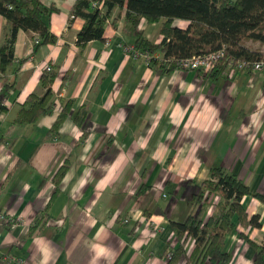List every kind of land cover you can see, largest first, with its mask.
I'll use <instances>...</instances> for the list:
<instances>
[{"label": "crops", "instance_id": "1", "mask_svg": "<svg viewBox=\"0 0 264 264\" xmlns=\"http://www.w3.org/2000/svg\"><path fill=\"white\" fill-rule=\"evenodd\" d=\"M38 1L55 8L47 17L55 42L32 46L33 32L18 29L10 66L0 71V215L12 219L0 224V264H168L180 242L171 223L213 214V202L201 208L192 200L210 168L264 196V71L153 69L129 49L134 37L122 30L117 8L103 39L79 49L82 20L68 19L74 0ZM136 31L161 40L156 23L140 20ZM8 33L0 16V44ZM46 66L56 70L52 108L32 123H15L26 96L44 92ZM66 100L69 113L51 134ZM80 105L86 114L78 125L72 118ZM240 203L258 215L260 228L235 223V230L259 245L264 204L251 195ZM193 246L186 239L172 264H187ZM223 251L227 259L213 264H251L255 254L235 231Z\"/></svg>", "mask_w": 264, "mask_h": 264}, {"label": "trees", "instance_id": "2", "mask_svg": "<svg viewBox=\"0 0 264 264\" xmlns=\"http://www.w3.org/2000/svg\"><path fill=\"white\" fill-rule=\"evenodd\" d=\"M92 2H102V10L93 7ZM114 8L123 10L122 30L134 37L133 49L152 55L147 64L153 69L169 72L176 69L174 62L179 58L206 54L219 48H223L226 59L216 64L215 68L218 69L227 65L228 58L249 61L264 59V51L247 44L264 45V0H74L68 19L77 17L82 20L75 38L79 49L91 40L103 39L105 21ZM53 11V6H45L38 0H0V16L9 26L8 37L0 44L1 72L10 66L18 29L37 33L40 37L38 45L55 42L56 37L49 31L47 21ZM140 20L157 24V32L161 35L159 43L147 40L136 31ZM176 20L185 22V26L172 25ZM111 24L116 27L113 21ZM55 77L56 70L43 67L39 84L44 92L39 96H26L14 119L15 123H32L49 112L53 105L51 84ZM8 86V83L4 85L6 88ZM70 107V100L59 105V113L50 128L51 134L69 113ZM1 109L3 106L0 104ZM85 114V107L80 105L72 118L73 122L80 125ZM66 168V163L58 168L54 175L55 183ZM205 192L219 196L213 214L204 221L197 214H189L183 221L171 223L180 242L173 248L168 264L184 254L183 246L188 238L193 240L194 246L185 258L187 264L225 261L224 238L234 231L253 248L255 254L251 264H264V234L261 243L256 245L242 231L235 230V223L242 229L260 228L258 215L248 216L240 200L244 195H251L264 204V196L250 193L241 180L220 167L209 169L208 178L200 183L198 191L192 196L193 202L199 203L201 208L206 206L203 198ZM37 221L29 228V233L34 231Z\"/></svg>", "mask_w": 264, "mask_h": 264}, {"label": "built area", "instance_id": "3", "mask_svg": "<svg viewBox=\"0 0 264 264\" xmlns=\"http://www.w3.org/2000/svg\"><path fill=\"white\" fill-rule=\"evenodd\" d=\"M91 5L99 10H102L103 8L102 2H92ZM108 23L109 22L106 20L105 24ZM33 35L34 38L32 39V46L39 43L38 35L36 33H33ZM129 49L133 52L134 55L141 56L146 63H148L149 59L152 56L148 52H143V53L138 52L134 50L133 47H129ZM221 59H226L223 48H219L215 51L206 54L194 55L188 58H179L174 62V64L176 66V69L178 70H182V71L197 70L204 76H210L214 71L216 64ZM226 66L231 71H247L249 72L250 76H253L260 71H264V59L257 61H249V60H233L228 58ZM45 68L48 69V66H46ZM203 198H205L206 204L212 202L216 204L219 201V196L214 193L207 194L205 192ZM11 222L12 219L10 216L0 215V224L1 223L10 224Z\"/></svg>", "mask_w": 264, "mask_h": 264}]
</instances>
